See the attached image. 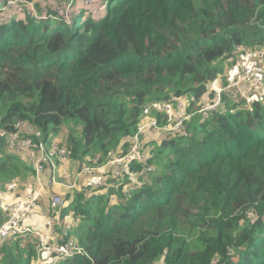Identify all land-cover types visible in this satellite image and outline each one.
<instances>
[{"label":"trees","instance_id":"16d2710c","mask_svg":"<svg viewBox=\"0 0 264 264\" xmlns=\"http://www.w3.org/2000/svg\"><path fill=\"white\" fill-rule=\"evenodd\" d=\"M35 1L50 9L63 0ZM104 2L95 16L82 8L77 24L0 23V127L23 120L50 141L70 124L72 160L102 161L125 153L136 134L142 142L143 124L150 130L178 112L147 104L182 100L191 113L227 83L237 48L264 47V0ZM221 100L217 112L187 121L186 136L152 143L151 172L135 160L123 176L109 172L105 187L67 190L46 232L83 252L56 264H264V91ZM21 158L0 138V183L18 180V196L32 175ZM67 213L77 228L66 227ZM36 255L25 234L3 241L0 261L33 264Z\"/></svg>","mask_w":264,"mask_h":264},{"label":"built area","instance_id":"2783aa9c","mask_svg":"<svg viewBox=\"0 0 264 264\" xmlns=\"http://www.w3.org/2000/svg\"><path fill=\"white\" fill-rule=\"evenodd\" d=\"M101 0H63L52 8L36 6L35 0H0V23H6L14 19L30 17L37 21L48 19H62L66 23H70L75 13L82 8H89L88 12L92 16L101 14L105 10L104 4H100ZM87 14V13H86ZM237 58L230 66V79L226 85L221 87L215 98L207 103L201 104L194 112L189 113L185 103L182 100H176L174 103L156 102L153 108L161 112H169L174 106L178 112L174 113L173 119L164 129L173 131L180 136H186L188 130L187 121L195 113L206 116L209 113L217 112L222 104L221 97L223 93L228 94L234 102L245 99L247 102L257 95H262L264 91V47L248 49L237 48ZM232 62V58L227 59ZM233 109H230V112ZM152 125L156 123L152 121ZM141 126L139 130L143 129ZM38 135L34 125L23 120H16L10 128L0 127V138L4 140V150L7 153L16 155H25L31 168V180L26 194L17 198L14 202L6 203L4 195L6 192L13 193L16 186V179H12L5 184L4 188H0V251L3 241L9 237H19L21 235L30 234L35 238L37 257L33 264H43V255H51L45 263L56 264L58 260L68 259L81 254L83 249L72 241H65L61 244L53 243L49 240V236L45 232L30 230L27 227L29 218L36 213V207L41 193L47 187L58 184L65 190H74L78 186V180L81 177L91 178L90 183L95 188H101L105 185L106 175L110 172L113 176H123L129 172L130 164L133 161L142 162L144 164L142 173H149L153 170L152 165L146 166L151 157L149 151H145L143 143L140 141L138 134L127 151L123 154H112L108 159L101 162L99 158L91 162L87 158V162L81 163L74 172L64 166L71 157L70 148L64 143L55 140L43 141L35 139ZM96 164V165H93ZM85 185H88L86 182ZM84 192L87 194L86 187ZM6 203V204H5ZM64 205L63 195L51 193L49 196L48 206L54 212H59ZM4 210L5 215H1ZM58 215H56L57 217ZM59 217V216H58ZM71 213L64 215L65 219L71 218ZM53 218L46 219V225L52 227L54 225ZM1 264V261H0Z\"/></svg>","mask_w":264,"mask_h":264},{"label":"rangeland","instance_id":"374dc122","mask_svg":"<svg viewBox=\"0 0 264 264\" xmlns=\"http://www.w3.org/2000/svg\"><path fill=\"white\" fill-rule=\"evenodd\" d=\"M81 10V9H80ZM86 15H92V13H90V12H88ZM74 19H75V22H76V24L79 22V20H80V13L79 12H77V13H75V15H74ZM258 48H260V47H258ZM226 65V64H225ZM225 67H227V66H225ZM226 70H227V68H226ZM229 72V74H231V72L230 71H228ZM228 73H226V80H227V83H228V81H229V79H230V75H229ZM223 80V79H222ZM222 80H221V83H222ZM258 96H260V95H257V96H254V97H252L251 98V100L253 99V98H255V97H258ZM146 108L147 109H149L150 111H154L156 108H153V106H152V104L151 103H149V104H147V106H146ZM150 111H148V112H150ZM147 112V113H148ZM161 114H164V112H161ZM196 114H198V113H196ZM196 114H194V115H196ZM172 115V114H171ZM171 115L170 116H168L169 118H167L168 119V121L169 122H171L172 121V119H173V115H172V118H171ZM193 115V116H194ZM193 116L191 117V118H193ZM147 119H148V116H147ZM149 121H150V119H149ZM152 122V121H151ZM168 122V123H169ZM145 125V126H144ZM165 124H156V126H153L150 130H149V128L147 127L148 125H146V123L145 124H143V129H141L142 130V134H141V137H142V142H143V144H144V147H145V151H149L150 152V154H151V152H154V151H151L150 150V147L152 148V143L156 140V141H160V139L162 140V139H164V138H166V139H170V138H172V136H173V131H170V130H166V129H164V127H166L167 125H165ZM164 126V127H163ZM67 128L68 129H71L72 127L70 126V124H65L64 125V127H62L60 130H58V132H60L59 133V137H62L63 139H65V140H67L66 139V136H67V133H68V130H67ZM140 128V127H139ZM189 128V127H188ZM73 129V128H72ZM74 130V129H73ZM149 132V133H148ZM147 134L149 135V137H147V139H148V142H146L145 141V139H146V136H147ZM50 138H51V136H50ZM151 139H153V140H151ZM141 141V140H140ZM65 143V142H64ZM63 143V144H64ZM155 143V142H154ZM7 153V152H6ZM7 154H10V155H14V156H20V155H16V154H13V153H7ZM112 154H115V152H111L110 154H109V157L112 155ZM88 157V156H87ZM100 156H94V157H92L91 156V162H93L94 160H97L98 158H99ZM109 157H107L106 159H108ZM106 159H104V160H102L101 162H103V161H105ZM23 163H25V162H27V164L28 165H30L29 163H28V161H27V159H26V157H25V155H22V158L20 159ZM78 165H80L81 163H77ZM93 165H96V164H93ZM154 167V166H153ZM86 179H88L89 181H91V183H92V179L91 178H86ZM78 182V181H77ZM17 183H18V180H16V185H17ZM79 183V182H78ZM105 184H106V182H105ZM106 186V185H105ZM104 186V187H105ZM15 188H16V186H15ZM103 189V188H102ZM83 190V189H82ZM72 191H77V189H72ZM72 193V192H71ZM59 194V193H58ZM12 199V198H11ZM49 201V198H48V196L46 197V198H44L41 202H39V204L40 205H42V203L43 204H46L47 202ZM8 201L6 200V203H7ZM5 203V204H6ZM50 209V208H49ZM56 213V212H55ZM1 215L3 216V215H5V212H4V210H2L1 211ZM77 219H79V217H76V218H70V221H69V223H71V222H74L73 223V225L75 224V222L77 221ZM44 221H45V216L44 215H42L39 211L37 212V214H34L33 216H31L30 218H29V221H28V223H27V227L30 229V230H37V231H40V232H45L46 231V226H45V223H44ZM80 223V221L78 220L77 222H76V224L74 225V228L76 227H78L77 225ZM72 225V226H73ZM30 235V234H29ZM33 237V236H32Z\"/></svg>","mask_w":264,"mask_h":264},{"label":"crops","instance_id":"0c3cea01","mask_svg":"<svg viewBox=\"0 0 264 264\" xmlns=\"http://www.w3.org/2000/svg\"><path fill=\"white\" fill-rule=\"evenodd\" d=\"M77 3H78V5H80V0H77ZM227 67H229V66H227ZM227 67H225V69H226ZM53 140L58 141L59 143H62V144L65 142V140H64L62 137H59V136H58V138H53ZM151 140H153V139H151ZM77 163H78V162H76V160L74 161V160H72V158H71L70 160H68V161L66 162V164H64V166H66V167L69 169V171L74 172V171H75L76 169H78V167H79V165H78ZM31 181H32V180H31ZM78 182H79V184H78V186H77V188H76L78 191H79V190L83 191V190H82V186H83V185L85 186L86 182L88 183V187H89V183H90V181H89L88 179H86L85 177H81V178H79ZM6 183H7V182L0 183V188H4ZM19 189H20V188H19ZM17 191H18V189L15 188L13 193H8V192H6L5 195H4V201L6 202V200H7V201H8L7 203H11V202H14L17 198H21V197H23V196L26 194V191L23 190L22 195L18 196V195H17ZM66 191H67V190H65L62 186H60V185H58V184L52 185V186H50V187H47V188L45 189V191H43V192L41 193V196H40V198H39V200H38V203H37V207H36V210H35L36 213H35V214H37V212L39 211L42 215L45 216V220H46L47 218H49V206H48V202H47V204H43V203H42V205H40L39 202H41V201H42L44 198H46L47 196H48V198H49V196L51 195V193H57V194L59 193L60 195H64V194H66ZM11 198H12V199H11ZM47 211H48V214H47ZM58 214H59V213H58ZM71 218H73V216H72ZM69 221H70V218H69V219H65V224H67L66 227H70V226H72L73 223H74V222L69 223ZM44 222H45V221H44ZM45 229H46V228H45ZM45 232H46V231H45ZM46 233H47L48 236L50 237L49 240H50L51 242L56 243V244H58V243L61 242V240H58V239H57V238H58L57 233L52 232V231H50V230H47Z\"/></svg>","mask_w":264,"mask_h":264},{"label":"clouds","instance_id":"9594fccd","mask_svg":"<svg viewBox=\"0 0 264 264\" xmlns=\"http://www.w3.org/2000/svg\"><path fill=\"white\" fill-rule=\"evenodd\" d=\"M77 5H78V4H77ZM78 6H79V5H78ZM227 59H228V58H227ZM232 64H233V63H232ZM232 64H231V65H232ZM231 65H226V66H229V67H227V71H226L228 74H229L228 71H230V66H231ZM229 75H230V74H229ZM226 84H227V83H226ZM226 84H225V85H226ZM223 86H224V85H223ZM223 86H221V87H223ZM221 87H220V88H221ZM220 88H219V89H220ZM219 89H218V90H219ZM218 90H217V91H218ZM209 102H210V101H209ZM205 103H207V102H205ZM203 104H204V103H203ZM194 111H195V110H194ZM194 111H192V112H194ZM195 114H196V113H195ZM198 114H199V113H198ZM193 115H194V114H193ZM201 115H202V114H201ZM168 122H169V121H168ZM168 122H167L166 124H168ZM166 124H165V125H166ZM186 126H187V124H186ZM187 130H188V129H187ZM52 139H53V138H52ZM52 139H51V140H52ZM5 152H6V151H5ZM59 244H60V243H59Z\"/></svg>","mask_w":264,"mask_h":264}]
</instances>
